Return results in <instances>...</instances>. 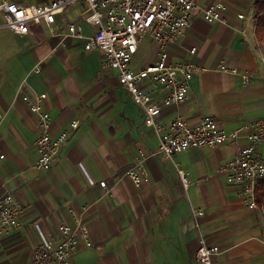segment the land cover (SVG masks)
Instances as JSON below:
<instances>
[{
  "label": "crops",
  "instance_id": "crops-1",
  "mask_svg": "<svg viewBox=\"0 0 264 264\" xmlns=\"http://www.w3.org/2000/svg\"><path fill=\"white\" fill-rule=\"evenodd\" d=\"M220 1L228 5L224 22L207 23L196 11L184 33L167 46L171 63H192L198 70L188 98L162 107L157 119L162 124L176 116L195 124L210 114L231 132L264 117V35L255 33L256 0ZM84 9L82 2H73L53 24H31L25 35L0 28L13 35L0 40V151L5 154L0 197L11 192L22 207L18 225L0 242V264L27 263L39 240L36 223L45 232H55L59 224L84 227L91 245L80 243L70 264H199V232L219 247L213 264H264V209L249 208L238 187L218 172L247 143V131L214 148L174 152L172 159L153 154L157 136L119 83L118 71L100 67L99 49L84 50L82 39L65 35L66 22L80 21ZM239 12L244 19L237 18ZM81 25L83 34H92L93 26ZM145 34L129 62L132 70L158 58L159 46L149 34L151 59L132 64ZM40 92L46 93L53 137L72 120L78 122L46 171L34 167L39 128L22 99ZM257 152L264 158V144ZM141 155L149 181L135 186L125 170Z\"/></svg>",
  "mask_w": 264,
  "mask_h": 264
},
{
  "label": "built area",
  "instance_id": "built-area-1",
  "mask_svg": "<svg viewBox=\"0 0 264 264\" xmlns=\"http://www.w3.org/2000/svg\"><path fill=\"white\" fill-rule=\"evenodd\" d=\"M73 2L84 4V14L80 21L66 22L65 35L82 39L84 50L99 49L102 53L100 67L118 71L119 83L141 108L144 124L151 127L157 136L158 147L153 154L172 159L174 152L190 148H214L247 131V143L239 148L232 159L220 166L218 172L225 174L229 185L238 187V195L247 202L249 208L259 207L263 210V205H259L256 200V188L260 182H264V158L257 152V146L264 144V117L252 120L231 132L224 131L210 114L203 115L195 124H190L179 116L163 124L157 121L163 106L179 105L188 98L190 79L198 70L192 63H171L167 52L168 44L184 33L194 12L200 11L207 23L224 22L228 5L220 0L205 5H200L195 0H52L30 4H22L17 0H0V28H7L17 35L28 34L31 24H53L56 14L63 12ZM253 15L254 13L251 16ZM237 18L244 19L245 14L239 12ZM81 21L93 26L91 35L83 34ZM145 33H149L158 44V58L150 65L132 70L129 62L137 51L140 37ZM189 51L194 53L195 47H191ZM220 68L235 72L224 65ZM247 78L245 75L246 82ZM22 99L36 115L39 128L34 143L37 152L34 167L46 171L78 122L72 120L68 129L53 137L51 118L44 107L46 93L34 94L32 99L23 95ZM145 157H136L133 164L125 170L126 176L135 186L149 181L143 164ZM4 159L5 154L0 151V165ZM80 167L83 169L82 164ZM84 173L88 182L93 184L94 180L86 171ZM179 176L182 183L186 184L185 174L180 172ZM99 185L105 187L106 182L99 181ZM21 211L20 203L11 192L0 197V242L9 230L18 225ZM191 212L193 216L197 213L194 208H191ZM35 229L39 240L26 264H70L80 243L85 247L91 245L82 225L59 224L55 232H45L36 223ZM218 251L219 247L209 244L206 236L199 232L196 261L199 264H213L212 256Z\"/></svg>",
  "mask_w": 264,
  "mask_h": 264
},
{
  "label": "rangeland",
  "instance_id": "rangeland-1",
  "mask_svg": "<svg viewBox=\"0 0 264 264\" xmlns=\"http://www.w3.org/2000/svg\"><path fill=\"white\" fill-rule=\"evenodd\" d=\"M13 35L6 29H0V40H3V42H7L9 40H12ZM154 51V44L149 36V34H145L141 38V42L139 44V50L134 56V61L132 64L135 62H146L149 59H151V56ZM264 187V186H263Z\"/></svg>",
  "mask_w": 264,
  "mask_h": 264
},
{
  "label": "trees",
  "instance_id": "trees-1",
  "mask_svg": "<svg viewBox=\"0 0 264 264\" xmlns=\"http://www.w3.org/2000/svg\"><path fill=\"white\" fill-rule=\"evenodd\" d=\"M257 11L255 33L258 36L264 35V0H256L254 4ZM264 182H260L256 188V200L259 205L264 207Z\"/></svg>",
  "mask_w": 264,
  "mask_h": 264
}]
</instances>
